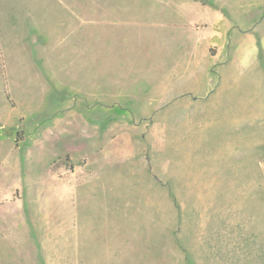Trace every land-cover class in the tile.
<instances>
[{"label":"rangeland","instance_id":"1","mask_svg":"<svg viewBox=\"0 0 264 264\" xmlns=\"http://www.w3.org/2000/svg\"><path fill=\"white\" fill-rule=\"evenodd\" d=\"M109 1L79 0L86 8ZM129 13L136 47L135 36L154 18L142 22L139 11ZM25 45L61 52V44ZM61 58H53L52 74L37 77L47 91H0V245L20 234L22 254L31 255L25 264H78L80 245L84 264H264V102H246L238 117L244 131L232 134L225 129L229 108L201 102L196 113L208 129L180 139L171 102L93 101L84 90L103 78L85 70L77 82L62 72ZM198 75L188 83L203 91L210 80ZM158 109L166 115L163 135L156 132ZM140 130L142 138L121 137ZM17 211L21 225L9 217ZM94 236L99 261L92 258Z\"/></svg>","mask_w":264,"mask_h":264},{"label":"crops","instance_id":"2","mask_svg":"<svg viewBox=\"0 0 264 264\" xmlns=\"http://www.w3.org/2000/svg\"><path fill=\"white\" fill-rule=\"evenodd\" d=\"M86 7L79 0H49L44 5L14 0L7 6L0 0V91H47L46 79L37 77L53 73V58L60 53L62 72L76 74L77 82L85 70L99 81L103 78L101 85L84 90L93 101H154L158 108L171 102L180 125L174 127L173 136L180 139L191 138L195 132L200 138L199 133L208 129L209 122L201 120L204 115L196 113L201 102L204 106L219 102L229 108L225 129L231 134L244 131L245 122L238 117H243L246 102H264L260 61L261 53L264 58V33L257 30L264 28V0H156L155 4L139 6L110 0L108 5ZM92 10L99 14L89 13ZM133 11L140 12L142 22L149 21L148 16L154 18L141 29L139 37L135 36L134 41L140 42L136 47L131 45L134 32L129 12ZM37 37L42 38L38 41ZM36 42L61 44V52L46 46L34 53L25 45ZM198 74L210 80L203 91L200 85L188 83L187 76L196 79ZM157 111L156 132L163 135L166 115ZM140 131L121 137L142 138ZM231 137L237 139L239 135ZM9 214L13 224L17 219L21 225V212ZM13 239L12 245L1 243L0 264H25L31 258L22 254L21 235ZM97 241L94 236L92 258L99 261ZM77 259L78 264H84V246L77 247Z\"/></svg>","mask_w":264,"mask_h":264}]
</instances>
